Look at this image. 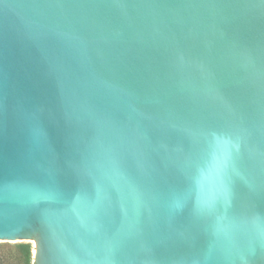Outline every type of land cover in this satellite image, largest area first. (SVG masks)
<instances>
[{
    "label": "water",
    "instance_id": "obj_1",
    "mask_svg": "<svg viewBox=\"0 0 264 264\" xmlns=\"http://www.w3.org/2000/svg\"><path fill=\"white\" fill-rule=\"evenodd\" d=\"M0 242L264 264V0H0Z\"/></svg>",
    "mask_w": 264,
    "mask_h": 264
},
{
    "label": "trees",
    "instance_id": "obj_2",
    "mask_svg": "<svg viewBox=\"0 0 264 264\" xmlns=\"http://www.w3.org/2000/svg\"><path fill=\"white\" fill-rule=\"evenodd\" d=\"M31 242H0V264H34Z\"/></svg>",
    "mask_w": 264,
    "mask_h": 264
}]
</instances>
